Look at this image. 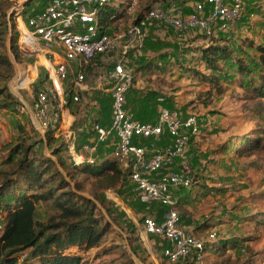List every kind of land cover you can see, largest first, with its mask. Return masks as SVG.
Masks as SVG:
<instances>
[{
  "label": "rangeland",
  "instance_id": "374dc122",
  "mask_svg": "<svg viewBox=\"0 0 264 264\" xmlns=\"http://www.w3.org/2000/svg\"><path fill=\"white\" fill-rule=\"evenodd\" d=\"M16 1L20 0H7L9 5H5V15L0 14V29L6 31L2 36L4 39L0 38V41L4 40L6 43L5 47L0 43V54L5 52L13 65L8 80L0 81V87L7 85L15 97L11 107L0 113V147L8 141L13 143L21 141L25 133L30 134L34 140L41 137L36 124L33 123L31 99L34 97L33 87H38L44 81V71L40 69V76L35 84L29 83L28 78L22 83L19 81L21 76L19 65L32 58L25 57L18 50L17 57L12 51L11 38L16 33L17 38L19 35L14 22L15 11H12ZM202 1L204 0H199ZM45 2L46 0H29L25 8H41ZM156 2L157 0L133 2L112 0L116 8L127 13L119 20L116 28L115 26L113 28L120 30L127 27L136 18L138 11ZM170 3H173V0ZM130 4L132 7L129 6ZM171 6L180 7L175 3ZM253 7L254 16L248 14L247 18L239 23L238 28L231 31V41L236 42L234 46L241 44L244 50L236 48L235 57L226 62L227 75L223 73L221 80L228 90L220 95L214 92L208 104L205 95L209 89L208 84L194 72V70L209 72L201 66L197 56V49L207 43L204 34L200 31L188 30L184 38H179L172 30H169L166 37L156 35L157 38L153 39L149 46L145 45L130 55L128 65L135 74L131 95L136 99L132 98V105L135 106V103L140 101V107L144 110H140L139 107L138 110L146 116L147 121L156 122L155 112L163 107L178 108L184 115L196 113L203 119V123L195 132H189L191 138L187 153L195 178L193 185L185 192L181 191L183 194L179 198L180 201L182 199L181 204L189 206L190 212L188 216L182 215L183 226L203 239L206 244L215 241L219 244L223 241L231 244L233 240L238 241V247L222 254L223 257L231 254V257L240 263L251 259L253 264H264V222L257 231H254L252 221L246 220L250 215L264 211V151L261 150L258 155L251 157H239L235 153L237 145L241 143L240 136L251 132L260 122L251 107L250 100H240L245 95L240 88L241 81L245 84L249 83L257 76L259 70L264 68V63L259 57L260 51L255 46L251 47L244 43V38H251L255 43L264 45V6ZM242 25H244L243 29H241ZM218 33L220 32L216 34ZM238 58L245 63L247 72L241 73L238 70ZM139 66L152 68L147 71L136 70ZM103 94L106 98L103 105H100L101 120H99L101 124L108 126L111 118V98L109 94ZM27 101L30 104L29 108L24 103ZM89 120H94V116H88ZM56 141L55 145L60 144L57 139ZM105 144L109 146L108 142ZM34 149L36 153L44 152L57 161V157L52 153L53 150L48 146L45 147V144L43 146L39 143ZM5 155V153L0 154V168ZM62 156L67 165H72L73 162L64 148ZM93 157L99 159L100 156ZM61 169L66 174L62 167ZM83 193L88 196L89 189ZM102 198L105 207L98 202L99 207L105 218L113 225V230L108 234L110 239L107 245L115 239L132 253L137 264L184 263L186 259L172 262L164 256V242H166L164 239L157 235L146 234L138 228L137 225L142 222L143 217L150 215L146 212V207L161 211L162 206L158 203L141 202L132 182L121 190L106 191ZM37 207L38 219H47L48 214L43 205L39 203ZM202 224L207 226L199 228ZM2 225L3 219L0 218V227ZM130 225L133 227V232L128 229ZM253 231L255 233H252ZM212 233L215 234L213 238L210 236ZM131 241L142 259L133 253ZM97 250L99 249H93L85 256L93 257ZM203 253L204 264H214L222 257L210 248L205 249ZM115 256L116 254H110L105 259ZM187 260L188 264H201L191 257Z\"/></svg>",
  "mask_w": 264,
  "mask_h": 264
},
{
  "label": "built area",
  "instance_id": "2783aa9c",
  "mask_svg": "<svg viewBox=\"0 0 264 264\" xmlns=\"http://www.w3.org/2000/svg\"><path fill=\"white\" fill-rule=\"evenodd\" d=\"M109 3L112 0H46L33 9L25 8V0L14 4L17 49L32 58L19 65V81L31 77L28 82L35 84L40 69L44 71V81L33 87L34 124L36 120L44 136L50 133L58 139L75 165L95 163L98 148L112 141V157L129 169L140 201L168 208L160 219L145 216L138 228L167 242L163 254L170 261L194 255L204 264V240L185 229L176 208L180 204L176 191L190 188L195 177L187 153L189 132H195L203 119L165 107L154 123L137 120L127 108V94L135 80L128 59L145 46L150 26L172 28L181 38L189 29L207 36L221 31L230 40L231 31L248 14L254 16L253 6H264V0H204L190 14L157 3L117 31L103 21ZM97 92L110 95V123L91 120L84 130L83 115L71 109L82 107L88 114ZM163 137L171 141L162 146L144 142Z\"/></svg>",
  "mask_w": 264,
  "mask_h": 264
},
{
  "label": "trees",
  "instance_id": "16d2710c",
  "mask_svg": "<svg viewBox=\"0 0 264 264\" xmlns=\"http://www.w3.org/2000/svg\"><path fill=\"white\" fill-rule=\"evenodd\" d=\"M170 1L157 0L153 5L157 3L166 6H171L173 3L178 5V2L184 0H173V3ZM5 5H9L7 0H0V14L2 13L3 16ZM153 5L138 11L136 19L141 18ZM129 6L132 7V4ZM126 14L125 10L109 3L103 18L104 24L110 25L111 29L117 31L113 26L116 28L119 20ZM5 32L4 29H0V38L4 39L2 36ZM203 36L208 44L197 49V56L201 66L209 72L202 73L200 70L194 72L208 84L209 89L205 93L208 104L214 92L219 95L227 92L228 87L221 80L223 73L227 75L226 62L235 57L236 48L242 51L244 49L241 44L235 47L236 42L226 39L225 35L219 37L215 33L211 36ZM0 43L3 47L6 46L4 40ZM16 43L17 33L11 38V46L15 56L18 57ZM244 43L251 47L255 46L260 51V60L264 63V45L255 43L251 38H244ZM238 59V70L241 73L247 72L243 60ZM12 68L8 55L5 52L1 53L0 81L8 80ZM150 68L152 67L139 66L136 70L145 71ZM240 88L245 93L240 100H250L251 107L260 122L251 132L240 136L241 143L237 145L235 153L239 157H251L258 155L261 150L264 151V68H261L249 83L245 84L241 81ZM0 96V113H2L11 107L15 97L7 85L0 87ZM23 135L21 141L15 143L8 141L0 147V154H6L2 158L3 165L0 168V218L3 219V225L0 227V264H137L132 253L115 239L107 245L110 239L108 234L113 230V225L105 218L98 204L99 202L105 207L102 196L106 191H118L131 183L129 169L114 157L96 159L95 163L67 165L62 156L63 146L55 145L57 141L52 134H46V143L53 150L52 153L57 157V161L44 152L36 153L34 147L39 143L43 146L45 144L41 137L34 140L28 133ZM87 189H89L88 196L83 193ZM39 203L47 211L48 217L45 220L37 217ZM176 208L180 215L186 216L190 213L184 206L178 205ZM246 220L252 221L254 231H257L264 222V211L252 214ZM206 226L207 224H202L199 228ZM128 229L133 232L131 225ZM254 231L252 233H255ZM130 236L129 240H131ZM231 242V244L225 241L221 244L216 241L210 244L204 242V250L210 248L217 255L222 256L232 248L238 247V241ZM132 246L133 253L139 256L138 249ZM93 249L99 250L93 257L85 256ZM110 254L116 256L105 259ZM190 257L196 260L194 255ZM214 264H253V262L248 259L240 263L237 259H233L231 254H226Z\"/></svg>",
  "mask_w": 264,
  "mask_h": 264
},
{
  "label": "crops",
  "instance_id": "0c3cea01",
  "mask_svg": "<svg viewBox=\"0 0 264 264\" xmlns=\"http://www.w3.org/2000/svg\"><path fill=\"white\" fill-rule=\"evenodd\" d=\"M197 2H199V0H184L183 2H178L177 4L180 5V7L182 8V10L184 11L185 14H190V13H192L194 11V6H195V4ZM238 25L236 26L235 30L238 28ZM243 27H244V25L241 26V29H243ZM163 30L164 31H162V29H159L157 27L150 26L149 27V30H148V37H147V41H146V44L145 45H148L149 46L151 44V42L153 41V39H156L157 38V37H155L156 35H160V36L166 37L167 36V33L169 32V30L174 31L175 34L177 35L176 31L174 29H172V28L171 29H163ZM189 31H198V30H196V29H189ZM185 36H186V33L184 34V36L182 38H184ZM217 36L223 37L224 36V33L220 32L219 34H217ZM179 38H181V37H179ZM206 44H208V41H207ZM145 71H147V70H145ZM132 88H133V86H132ZM132 88H131V90H132ZM131 90L127 94V108L130 110V112L133 114V116L137 120L142 121V122H150V121H147L146 116L141 111L138 110V107H139L140 110H142V111L144 110V109H142L140 107V101L137 104L135 103V106L132 105V100L133 99H136V98L132 97V95H131V92L132 91ZM105 98H106V95L103 94V93H101V92L93 93L92 99L96 100V102L94 103L95 105L93 104V105L90 106V108L88 109V114H87V110H85V112H84V110H83L82 107H80V108H78L76 106H73L72 107L71 111H74V113H77L78 115H80V114L83 115V117H82L83 118V121L81 119H80V121H82V123H85V124H81V125H83L84 130H85V128L87 129V127H90V125H89V121L90 120L88 121V116H90V117L91 116L92 117L94 116V120H96L97 118L101 120V118L99 117V114L101 113V110H100L101 107H100V105L101 104L103 105V102H104ZM25 105H27V108L30 107V104H29L28 101H27V104L25 103ZM163 108H165V107H163ZM163 108H159V109L156 110L155 115H154V118H156V121L158 120V117H159V114L161 112V109H163ZM32 115H33V113H32ZM103 116H105V115H103ZM33 123H34V121H33ZM152 123H154V122H152ZM79 124H80V122H79ZM40 136H41V138L43 139V141L45 143V147H47V143H46V140H45V136H43L42 134H40ZM170 141H171V139L169 137H163L161 140H156L155 141V140H149V139H147L144 142H145V144H147L149 146H153V145L154 146H162V145H165V144L169 143ZM108 145L109 146H106L105 143L102 144L98 148V150L95 152L94 155L100 156L99 159H105V158H108V157H112V150H113L112 141H110V143ZM168 170L169 169H164L163 172H166ZM187 189L188 188H183V189L177 190L176 191V194L180 198L181 195L183 194V193H181V191H184L185 192ZM181 202H182V199L180 201L179 206H184L186 209L189 208L188 205L186 206L183 203L181 204ZM146 208H147V210L149 209V207H146ZM147 210H146V212L150 214L149 216H152V217H154L156 219H160L165 214V212L168 210V208L162 206L160 208L161 211H159L158 209H151V208L148 211ZM186 216H188V215H186ZM182 221L183 220H182V215H181V223L183 225V222ZM166 244H167V242H164V246H166ZM183 264H188V260L184 261Z\"/></svg>",
  "mask_w": 264,
  "mask_h": 264
},
{
  "label": "water",
  "instance_id": "95a60500",
  "mask_svg": "<svg viewBox=\"0 0 264 264\" xmlns=\"http://www.w3.org/2000/svg\"><path fill=\"white\" fill-rule=\"evenodd\" d=\"M27 2H29V0H27L26 3H27ZM35 124H36V127H37V129L39 130V132L42 133V132H41V128H40L39 124L36 122V120H35ZM42 135L44 136V134H42ZM55 160H56V159H55Z\"/></svg>",
  "mask_w": 264,
  "mask_h": 264
},
{
  "label": "bare ground",
  "instance_id": "6f19581e",
  "mask_svg": "<svg viewBox=\"0 0 264 264\" xmlns=\"http://www.w3.org/2000/svg\"><path fill=\"white\" fill-rule=\"evenodd\" d=\"M31 75H32V74H31ZM31 75L29 74V76H31ZM27 78L31 80V77H27ZM30 80H29V81H30Z\"/></svg>",
  "mask_w": 264,
  "mask_h": 264
}]
</instances>
